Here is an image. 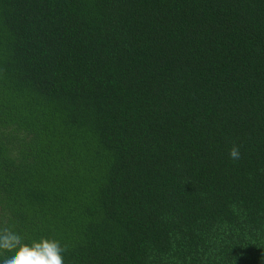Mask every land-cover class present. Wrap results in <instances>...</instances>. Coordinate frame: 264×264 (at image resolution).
<instances>
[{
  "label": "trees",
  "instance_id": "trees-1",
  "mask_svg": "<svg viewBox=\"0 0 264 264\" xmlns=\"http://www.w3.org/2000/svg\"><path fill=\"white\" fill-rule=\"evenodd\" d=\"M10 227L63 264H264V0H0Z\"/></svg>",
  "mask_w": 264,
  "mask_h": 264
},
{
  "label": "clouds",
  "instance_id": "clouds-1",
  "mask_svg": "<svg viewBox=\"0 0 264 264\" xmlns=\"http://www.w3.org/2000/svg\"><path fill=\"white\" fill-rule=\"evenodd\" d=\"M229 156L238 160V147L233 146ZM63 251L55 238L40 237L25 242L14 228L0 230V264H63Z\"/></svg>",
  "mask_w": 264,
  "mask_h": 264
}]
</instances>
